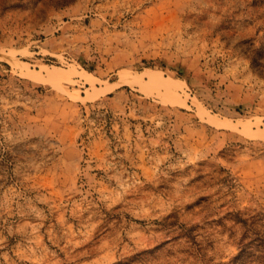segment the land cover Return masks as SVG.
I'll return each instance as SVG.
<instances>
[{
    "label": "rangeland",
    "instance_id": "1",
    "mask_svg": "<svg viewBox=\"0 0 264 264\" xmlns=\"http://www.w3.org/2000/svg\"><path fill=\"white\" fill-rule=\"evenodd\" d=\"M0 264H264V0H0Z\"/></svg>",
    "mask_w": 264,
    "mask_h": 264
},
{
    "label": "bare ground",
    "instance_id": "2",
    "mask_svg": "<svg viewBox=\"0 0 264 264\" xmlns=\"http://www.w3.org/2000/svg\"><path fill=\"white\" fill-rule=\"evenodd\" d=\"M37 72H38L37 75L36 74L33 75L34 78H40V77L43 78V76L45 74L51 80L61 81V80L65 79L64 77L71 79L72 77L77 76V77H79V80H81L82 83L89 85V87L92 88L95 93H103L105 90H107V88L96 86V77L93 76L90 72L86 71L85 69H82L83 73L80 76L75 75L74 71H69L68 73H59V72H56V70L50 69L49 67L43 68V72H44L43 75H42V73H40L39 70H37ZM163 88L165 89V93H168L170 91L168 87L164 86ZM76 94H78V91H76ZM168 95L170 97H173V101H178L180 103H184L183 99L180 98L179 96L174 95V94L172 95L170 93Z\"/></svg>",
    "mask_w": 264,
    "mask_h": 264
}]
</instances>
